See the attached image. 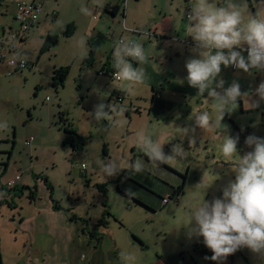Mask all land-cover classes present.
<instances>
[{"label":"rangeland","instance_id":"1","mask_svg":"<svg viewBox=\"0 0 264 264\" xmlns=\"http://www.w3.org/2000/svg\"><path fill=\"white\" fill-rule=\"evenodd\" d=\"M10 1L6 17L1 20L11 22L15 27L17 23L12 19ZM44 1L39 24L30 30L24 43L15 39L10 42V47L15 48L12 55L16 53L24 57L26 67L14 69L0 65V123L8 124L7 129L0 130V185L15 174L21 176L20 185L10 192L15 205H9V201L0 203V264H23L24 250L29 245L42 249L57 240L32 221L36 207L45 209L49 206L52 210L50 197L61 208L57 214L61 216L63 235L78 232L75 237L80 243L73 245V248L78 246L79 256L75 257L74 252L78 264H86L87 258H91V264H123L121 251L134 254V264H264V255L253 253L247 247H241L232 258L229 255L225 260L209 262L200 253L205 247L203 237L190 236L185 227L191 211L203 198L211 202L213 198L222 197V189L235 178L232 161L220 152L226 136L239 137V155L252 151V147L245 144L247 136L264 138V100H259L255 94V89L264 81V71L237 69L232 73L224 69L223 75L220 73L218 77H223L224 88L233 81L238 82L242 94H245L239 100L246 106L259 101V108L255 107L248 115H240V103L237 102L235 110L231 111V106L225 109L215 137L209 135L206 140H197L196 130L183 137L179 135L183 116L161 107L150 108V85L134 86L128 100H136L138 96L139 99L132 101L131 106H128V100L119 104L113 102L110 95L119 83L110 79L109 74L99 73L102 63L95 60L90 67L84 65L92 28L111 23L104 11L107 0ZM210 2L216 6L214 0ZM245 2L240 7L247 19L257 14L258 0L250 1L253 7H248ZM84 8L90 14H85ZM70 22L75 28L65 36L64 31ZM48 33L56 34L57 42L40 52L43 37ZM119 38L117 34L107 35L100 50L114 48ZM246 52L242 53L245 57ZM190 58H198L193 49L183 52L180 57L175 56L171 67L185 71ZM64 66L67 73L63 86L54 87L51 84L53 71ZM167 67L159 66L162 71ZM174 93L172 98L180 100L182 93ZM185 96L194 102V96ZM204 101H208V105L203 111H208L214 120L217 115L215 102L207 96ZM101 102L112 103L122 111L96 121L92 112ZM125 109H129L128 116ZM58 112L63 113L62 121H59ZM193 115L191 127H185H195ZM67 122L86 137L83 150L73 152L68 144L63 143L64 133L59 127ZM141 131L154 141L165 143L163 150L166 154L171 152L173 144L181 143L183 157L167 163L151 162L137 146L132 148L136 145L137 133ZM29 136L34 139L25 144L24 140ZM185 137L190 140L187 146ZM103 144L105 150H102ZM110 158L125 162V170L105 178L100 162ZM237 158L233 157V160ZM137 160L144 164L142 173L127 168L128 163ZM210 182L211 186L205 191V185ZM97 184L105 185L104 193ZM179 185H182L180 194L174 198L169 196L166 203H162L171 187ZM23 186L36 189L34 201L28 198V189ZM1 194L8 196L5 192ZM189 200L192 209L185 205ZM104 209L111 216H105L107 224L99 228L101 234L96 244V239H88L86 231L95 226ZM71 215L87 220L85 232L79 229L81 221L70 220ZM21 218L22 230L18 224ZM51 219L55 218L51 216Z\"/></svg>","mask_w":264,"mask_h":264},{"label":"clouds","instance_id":"2","mask_svg":"<svg viewBox=\"0 0 264 264\" xmlns=\"http://www.w3.org/2000/svg\"><path fill=\"white\" fill-rule=\"evenodd\" d=\"M257 7V14L247 19L243 8L231 0L226 7H217L210 0H196L191 7L186 31L195 42L193 51L198 58L187 60L186 80L189 86L198 89V95L203 97L207 92V97L215 102L217 112L214 120L208 111L194 112L195 127L202 131L214 132L224 118L225 109L231 106V111L235 110L238 99L245 95L236 81L224 88V80L218 79L221 65L233 66L244 72L253 69L264 71V0H258ZM82 11L90 14L87 8ZM244 51H247V57L242 54ZM146 60L145 50L137 41L124 38L115 45L113 77L126 82L124 90L130 94L134 85L143 84L146 79L144 68L134 67L132 61L143 65ZM255 94L259 100H264V81L255 89ZM258 106L259 101H256L250 108ZM118 111L122 110L116 105L101 102L94 106L92 116L100 121ZM195 127H179V135L187 136L195 131ZM7 128V122L0 123V130ZM238 140V136L227 135L220 146L221 155L233 163L234 180L222 189V197L213 198L211 202L203 198L191 211L190 221L185 226L190 236L203 237V243L213 253L210 257L213 261L225 260L241 247L264 255V138L247 136L245 144L252 147V151L243 155L238 154ZM135 143L153 163H167L184 155L181 143L173 144L171 152L166 154L163 150L165 143L154 141L142 131L137 133ZM236 156L238 158L233 160ZM100 164L105 178L125 170V162L111 158ZM127 168L135 173L145 171L140 160L128 163ZM212 182L205 185V191ZM185 205L192 209L190 200L185 201ZM120 258L123 264H134L136 260L134 254L126 251L120 252Z\"/></svg>","mask_w":264,"mask_h":264},{"label":"crops","instance_id":"3","mask_svg":"<svg viewBox=\"0 0 264 264\" xmlns=\"http://www.w3.org/2000/svg\"><path fill=\"white\" fill-rule=\"evenodd\" d=\"M250 1L251 0H246L245 3L247 6L249 5L250 7H253L252 2ZM188 2H190V4L187 7ZM214 2H216L217 7H226L229 3V0H220V3L219 0H214ZM231 2L236 3L240 6L243 4L244 0H231ZM10 3L13 10L12 19L17 23V26L14 27L11 22L5 23L3 20H1L6 17V12L8 10L9 4L8 0H0V46L6 40L9 41V31L18 27V22L15 20L14 0H11ZM195 3L196 0H107L104 6L107 7V11H105V13L111 23L96 25V29L92 28V32L90 34V36H92L97 31L109 35L117 34V36L120 38L125 37L142 44L147 56L146 62L143 65H138L135 61H132V63L134 67H143L145 70L146 79L144 84L147 85V87L150 85L149 106L150 108H152V106L161 107L163 109H166V111H171V113H173L174 115L176 114L178 116H183L184 120L182 123V128L185 126L191 127V116L193 115V113L197 110L203 111L205 108H207L208 105V101H204L205 96H207V92H205L204 96L202 97L197 94L198 89L189 86V84L187 83V69H185V71H181L180 69L171 67L175 56L180 57L183 52H190L195 47V42L193 41L191 36L187 35L186 31L188 27L187 17L191 12V7ZM44 5L45 1L43 0V8L40 16L44 12ZM114 6H117L115 12H113ZM118 14H120L121 17H119ZM24 41H22V43L20 44H23ZM116 44L117 42H115V45ZM101 47L102 44L96 50L94 61L97 60L98 62L102 63L99 67L100 71H102V73L100 74H109L108 76L110 77V79L115 80L111 76V70L113 69V71H115L113 67V52L115 46L114 48L105 47L104 50H100ZM236 50L239 51L240 49ZM158 64L159 66L165 65L166 67H168L166 68V70L162 71L161 68H159ZM0 65L4 64L0 63ZM221 68L222 75L224 69H227L228 71L231 70L232 73L237 71V69L233 66L224 67L223 65H221ZM220 79H223V77H221ZM115 81L119 84L117 87H115L114 91L112 90L110 92V95L112 96L113 102L123 104L124 100H128V97H130L131 95L129 94V92L124 90V85L126 84V82H122L119 80ZM153 91H157L159 96H153ZM176 91L182 93V97L180 100L172 98V96L175 95L174 92ZM113 93L115 94L113 95ZM185 94L194 96V102L191 100V98L190 101L187 100V96H185ZM118 95L121 96V100H118L116 98ZM137 99H139V96ZM137 99H129L128 106H131L132 101L136 102ZM238 102L240 103V115L244 113L248 115L247 113L254 109L250 108L251 103L250 105L246 106L245 104H243V101L239 99ZM259 104L261 103L259 102ZM213 105L215 104L213 103ZM129 109H125L126 115L128 114ZM137 110L138 109L134 108V111L138 112ZM150 112L151 110L149 111V114ZM138 113L140 114V112ZM227 116L229 117L228 114ZM217 128L218 126L215 128L214 132L209 133L206 131H202L199 127H196L195 130L197 140H206L209 135L215 137ZM189 141L190 140L187 137L184 138L185 146H187V143ZM103 147H105V144L102 145V149ZM134 147H136V145H134L132 148ZM18 185H20V183H17L16 187H18ZM1 186L2 185H0V187ZM1 192L2 191H0V203L3 201H9L8 204L14 206L15 204L12 200V196L9 195L7 197H3ZM169 194L170 192L167 195ZM50 208L52 210L49 209V206L45 209L36 207V214L35 216H33L32 221L34 223H37V226L39 228L47 230L46 232L49 233L48 235H53L57 240H53L47 245H44L42 249L38 246L29 245L24 250L25 253L23 264H78V261L75 258L79 256V254L77 253L78 246L73 248L74 244L80 243V240L75 237L78 232H72L67 235H63V232L60 230V228L62 227L60 223L61 216H58L57 214V211L59 210H55L52 207V201ZM46 215L47 217H44ZM51 216L55 219H51ZM18 224L19 228H21L22 230V218L19 220ZM63 225L66 226L64 219ZM82 227L83 224L80 223L79 229H81ZM98 230L100 231V229ZM91 263V258H87L86 264Z\"/></svg>","mask_w":264,"mask_h":264},{"label":"trees","instance_id":"4","mask_svg":"<svg viewBox=\"0 0 264 264\" xmlns=\"http://www.w3.org/2000/svg\"><path fill=\"white\" fill-rule=\"evenodd\" d=\"M114 11L115 9H117V6H114ZM104 11H107V7H104ZM75 28V25L73 22H70L67 24L66 26V30L64 31V35L65 36H69L73 30ZM107 35L109 34H104V33H100V32H95L92 36H90L87 39V45H88V53L87 56L84 58V65L87 67H90L91 64H93L94 59H95V53L96 50L99 48V46L101 44L104 43L105 39L107 38ZM58 39V36L56 34H46L43 37V41H42V45L40 47V52L49 49L50 47H52L53 45L56 44ZM24 40H21V42ZM111 72H113V69L111 70ZM67 73V67H60L57 70L53 71V75H52V81L51 84L54 87H61L63 86V82H64V78L66 76ZM115 93H113L114 95ZM62 112H58L59 115V121H62ZM63 133V143L64 144H68L73 152H77V151H81L84 149L85 144H86V137L79 134L72 126L71 123L67 122L66 124H62L59 127ZM102 150H105V147H103ZM20 175V174H19ZM19 182V180L17 181V183ZM17 183L12 187V188H6L4 186V184H2V186L0 187V191L5 192L8 196L10 195V192L12 190H14L17 185ZM45 185L48 187L47 182L44 181ZM98 187L99 190H101L103 193L105 192V185L104 184H97L96 185ZM26 187V186H23ZM50 189V186L48 187ZM47 188V189H48ZM26 189H28V197L31 200L35 199V188H29L26 187ZM182 191V185H179L177 187H171V192L169 194V196H171V198L176 197L178 194H180V192ZM51 195V194H50ZM51 201H52V207L55 210H61L60 206L54 201L52 200V198L50 197ZM137 202H139L137 200ZM102 216L100 218L97 219L95 226L91 229L86 231L87 235L89 237V239H96V241H98L100 239V234L101 232L98 230L100 227H105L107 224V220L105 218V216H111L110 213L107 211V209H104L103 213L101 214ZM70 220L72 221H81V223L83 224V227L81 228V232H85V230H87V220L81 217H77L75 215H71L70 216ZM202 237V236H201ZM200 253L202 254V256L209 262H216L210 259V257L212 256V251L208 248V247H203L200 249ZM237 253V251L235 252ZM234 253V254H235ZM234 254H231L230 257L232 258Z\"/></svg>","mask_w":264,"mask_h":264},{"label":"built area","instance_id":"5","mask_svg":"<svg viewBox=\"0 0 264 264\" xmlns=\"http://www.w3.org/2000/svg\"><path fill=\"white\" fill-rule=\"evenodd\" d=\"M14 5H15V20L18 22V27L11 29L9 31V36H8L9 41L6 40L7 42L5 41L0 46V63H3L6 66L14 69H22L26 67L27 61L20 54L16 55V53H14V55H12V52L15 51V48L13 46L10 47L11 46L10 42L11 40L14 39L21 42V40L25 39V37L28 35L31 29L37 27V25L39 24L40 14L43 8V0H14ZM121 39L123 38H119L118 41H120ZM99 73H102V71H99ZM113 73L114 71L111 72L112 77H113ZM152 95L156 97L159 96L157 91H153ZM116 98L118 100L122 99L120 95H118ZM31 140H33V136H29L27 139H25L24 143L28 144L30 143ZM81 166L82 168H84L83 164ZM19 179H20V175L15 174L13 177L6 180L4 186L7 189L12 188ZM168 199H169V195H166L165 197L162 198V203H166L165 201H167Z\"/></svg>","mask_w":264,"mask_h":264}]
</instances>
